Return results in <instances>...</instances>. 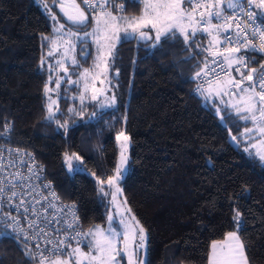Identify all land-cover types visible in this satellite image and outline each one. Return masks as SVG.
Segmentation results:
<instances>
[{
	"label": "trees",
	"instance_id": "trees-1",
	"mask_svg": "<svg viewBox=\"0 0 264 264\" xmlns=\"http://www.w3.org/2000/svg\"><path fill=\"white\" fill-rule=\"evenodd\" d=\"M116 3L124 4L129 17L143 10L141 0ZM53 13L55 24L71 26L52 0H0V132L11 123L9 143L36 155L62 199L77 206L86 231L107 224L111 197L98 193L97 177L114 174L116 137L123 131L130 149L122 192L148 232L147 264H208L211 243L237 230L233 207L242 213L238 234L251 264H264V164L251 147L256 133L241 135L253 124L197 91L195 71L208 54L189 48L182 37L122 39L107 72L114 105L103 111L94 101L81 105L77 90L63 86L57 118L68 122L65 130L44 119L43 89L53 78ZM197 37L202 45L210 39ZM76 59L85 67L94 61L80 52ZM65 152L83 157L87 170H68ZM0 264L32 262L20 244L0 235Z\"/></svg>",
	"mask_w": 264,
	"mask_h": 264
},
{
	"label": "snow or ice",
	"instance_id": "snow-or-ice-1",
	"mask_svg": "<svg viewBox=\"0 0 264 264\" xmlns=\"http://www.w3.org/2000/svg\"><path fill=\"white\" fill-rule=\"evenodd\" d=\"M52 2L58 4L67 21H70L72 25L91 26L90 15L94 22L92 30L84 31L83 36L90 38L96 45L97 54L93 67L96 70L102 69V71L91 75L90 69L85 68L83 73H80V77L84 81L83 91L79 95L81 105L84 104L86 98L96 101L106 95L104 89L96 88L95 81L101 74H107L110 63L115 60L117 44L122 39L127 41L137 35L141 39H151L153 37L143 29L155 30L154 40L156 42H159L162 37L165 40L182 37L183 42L189 48H197L207 53L208 55L200 61L194 79L209 76H214V79H206L204 83L207 84V88L201 84L197 91L201 95L214 93L221 98L235 97V102L230 103V107L234 109L240 120L250 121L253 124L252 128L245 127L241 135L251 138V134L256 133L264 137V63L256 62L257 66H250L251 52L264 53V0H141L143 3L142 12L131 17L123 15L125 6L123 3L117 4L116 0H81V3L90 10L89 12L81 8L76 0H71L70 3H67L66 0H52ZM44 7L48 8L47 3H44ZM114 8L118 10L117 13H114ZM52 19L57 20L54 13ZM257 22L262 26L257 27ZM64 29L65 25L61 23L56 31L64 32ZM121 33H123V37ZM197 33L207 34V37H210L207 45H202L199 42ZM66 35L76 37L81 45L87 43L80 37L79 32H72L69 29ZM45 39L48 38L45 37ZM59 39L63 42L64 57L67 58L69 52H74L75 44L71 39L63 40V37ZM256 39L259 40L258 44L254 43ZM59 47L60 44L57 40H52V50L48 52V55L52 56L53 50ZM242 50L245 52L243 56L239 55ZM81 52L85 58L90 56L86 47H82ZM71 62L73 65L79 63L74 55L71 57ZM41 63L43 64L44 61L42 60ZM56 63L60 70L64 73L68 72V67L64 65L63 60ZM213 65L220 68L224 73L223 77L217 73L216 67ZM49 69H51V65H49ZM227 69H233L238 73L239 78L234 77L232 72ZM61 79H56L54 88L49 87L51 77H49V83L45 84L43 92L46 97V115L44 119L54 122L59 128L66 130L68 122L62 123L57 118V113H60ZM70 82L77 83L76 81ZM100 82L104 83L103 80ZM53 92H56V98L51 95ZM89 92L90 97H86L85 93ZM115 99L113 94L110 101L106 102L107 106L114 105ZM100 106L105 107V103H101ZM68 111L75 110L69 108ZM76 114L79 115V113ZM3 127L5 131L0 132V135L10 136L11 123H5ZM116 139L121 141L120 162L115 167L113 175L103 179L97 177V180L98 193L102 198L110 196V202L119 213L120 219L117 227L122 226V231L111 226L114 220L111 215L108 216L110 226L107 230L96 225L84 231L80 225L75 203L63 204L58 211L64 212V216L67 217L64 220L67 227L65 229L56 228L51 233V235H55L63 231V238L57 236L55 243L51 239H45L43 248L40 243H36L35 252L26 243L29 240L39 241L41 237H49L50 233L46 231V228L50 226L51 221H47V218H45L44 227L38 225L37 221L40 217L37 216L36 220L28 223L30 231L25 232L24 229H19L24 233L22 240L25 242L24 247L28 249L27 254L30 259L37 261V264H122L124 257L127 258V264H147L148 232L135 215L131 214V208L125 207L121 211V205L117 201V196L122 192L119 182L124 179L127 172L130 137L121 131ZM232 139L236 140V137L233 136ZM251 147L256 149L255 155L264 161V138L252 144ZM11 151L21 153L22 150L9 149V152ZM245 151L248 149L246 148ZM0 159L3 157L0 156ZM64 160L70 171L84 172L87 170L83 157L76 152L70 154L65 152ZM73 161L76 162L75 169ZM16 163L15 160H11L8 164H0V171H4ZM19 163L25 164V161L20 160ZM42 171L43 166L33 156L31 164L27 166V172L31 174L27 179L33 177L40 179ZM91 175L94 176L95 173H91ZM23 179H25L24 174L20 171L5 175L3 180L6 183H0V201L7 199L8 202L14 203L19 200V204L16 205L19 208L26 204V196H32L36 204H40L43 200L48 202L47 208L56 207L53 201H59L60 197L51 188L50 182L44 183L40 190H38L39 186L28 184L27 190H25V185L17 182ZM17 188L20 191H17ZM43 190H47L48 195H43ZM37 195L40 196V199H36ZM239 195L242 196L243 193ZM123 203L126 206L127 200L124 199ZM2 206L0 204V207ZM30 207L33 206L29 204V207H25L24 212H28ZM233 213V221L236 223L237 230L229 231L223 240L211 243L208 264H251L247 247L238 234V229L242 226V213L236 207H233ZM5 218L12 220L14 230L18 227L20 221L17 220V217L11 216V213H3L0 215V223H4ZM56 223H60V220H56ZM16 238L21 239L20 236ZM48 245H52V247L49 248ZM85 247L88 251L83 250Z\"/></svg>",
	"mask_w": 264,
	"mask_h": 264
},
{
	"label": "built area",
	"instance_id": "built-area-1",
	"mask_svg": "<svg viewBox=\"0 0 264 264\" xmlns=\"http://www.w3.org/2000/svg\"><path fill=\"white\" fill-rule=\"evenodd\" d=\"M84 9L86 12L90 11L85 6H84ZM90 17H92V16L90 15ZM214 22H217V21H214ZM256 26L261 27L262 25L259 22H257ZM254 43L258 44L259 40L256 39L254 41ZM220 47L222 48L223 46H220ZM239 55L243 56V55H245V52L242 50ZM250 55L252 57V61L250 64H252L253 62H256L258 56L261 55L264 57V53H260L259 51L251 52ZM217 59H219V58H217ZM209 60H211V58ZM213 67H216V66L213 65ZM227 70L231 71V72L234 71L233 69H227ZM216 71H217V73H219L221 75V77L224 76V73L221 72L219 67H216ZM206 79H214V76L201 77L200 79H197V85L200 86L201 84H204V87L207 88V84L204 83ZM9 149H11V150L20 149L22 151H21V153H16L15 151L9 152ZM28 154H31V155H28ZM0 156L3 157V159H0V164H8V162L11 160H15L17 162L15 165L6 168L4 171H0V183H6L3 180V177L5 175H7L9 173H15L17 171H20L24 174L25 179L18 180L17 182L20 184H24L25 190H27L28 184H31L33 186H39L38 190H40V189H42V186L44 183L50 182L51 188L60 197L59 201H55V200L53 201V203L56 205L55 208H47L48 202L43 201V200H41L40 204H36L35 201L32 199V196H26L25 197L26 204L24 206L19 207V208L16 207V205L19 204V200H16L14 203L8 202L7 199H5L4 201H0V204L3 205L2 207H0V215H2L3 213H11V216L17 217V220L20 221L18 227L14 230L12 227V223H13L12 220L10 218H5V222L0 223V235H4V236L14 240L18 244H20L27 253L28 249H26L24 247L25 242L22 240L24 233L20 232L19 229L22 228L25 230V232L30 231L28 229V223L32 220H36L37 216H39L40 219L37 221V223L40 227H44V225L46 223L45 218H47V221H51L50 226L46 228V231H48L50 233V235L47 238L41 237L39 241H36V240L27 241L26 243L28 244L29 248L32 249L33 252L36 251V249H35L36 243H40L41 248H43L45 239H51L53 241V243H55L57 236H60V238H63V231L56 233L55 235H51V233L56 228L65 229L67 227V225L64 223V220H66L67 217L64 216V212L58 211V209L61 208L63 204H72V203L67 202V201L62 199V197L60 196V194H59L58 190L56 189L54 183L48 177L47 171H46V168L44 167V165L38 160V158L36 157V155L34 153H32L30 151L23 150L17 146L11 145L8 141L7 136H2V135H0ZM33 156H34L35 160L40 165L43 166V171L41 172L40 179H36L34 177L32 179H27V177H29L31 175L30 173L27 172V166L31 164ZM20 160L25 161V164H20L19 163ZM17 191H20V189L17 188ZM42 194L48 195V191L43 190ZM33 195H36V194L33 193ZM36 199H40V196L37 195ZM29 204H31L33 207H30L28 212H24V208L29 207ZM76 210H77V215L79 216L77 206H76ZM21 214H23V215H21ZM54 217H55V219H54ZM62 217L64 219H61ZM56 220H60V223H56ZM79 221H80V225L82 226L80 216H79ZM82 230H83V227H82ZM69 231H71V230H69ZM17 236H20L21 239H17L16 238ZM48 247L51 248L52 245H48ZM28 257H29V255H28ZM30 260H31L32 264H37V261H35L33 259H30Z\"/></svg>",
	"mask_w": 264,
	"mask_h": 264
},
{
	"label": "rangeland",
	"instance_id": "rangeland-1",
	"mask_svg": "<svg viewBox=\"0 0 264 264\" xmlns=\"http://www.w3.org/2000/svg\"><path fill=\"white\" fill-rule=\"evenodd\" d=\"M76 3L80 4V2L78 0H76ZM80 7L82 8L81 4H80ZM50 19H51L53 32L56 34V39L55 40H57L58 44H60V47L58 49H56V50H53L54 54L52 56H50L51 60H52V68H51V70H52L53 78H52V85H50L49 87H53L54 88L56 79L57 78H62L61 79V87L59 89V93H60L61 88L63 86H67L66 89H70L71 87H74L77 90V92H78L76 97H77V100L79 101V95L83 91V85H84V81L81 79L80 73H83L85 68L90 69V74L91 75H94L97 71H102V69L101 70L94 69V67H93L94 61H93L92 65H90L89 67H85L83 65H80L79 63L77 65H73L72 62H71V57L73 55L76 57L77 52H80V56L83 59H85V57L82 55V52H81L82 47H86L87 50L90 53V56H93V59H95V56L97 54L96 45L91 41L90 38H87V37L83 36V32L84 31H89L90 32L92 30V27L94 26V22L92 21L91 26H88L86 29L85 28L84 29H80L81 26H76V25H72L71 24L72 28H74V29H72L71 26H70V27H65L64 32H57L56 28L61 23L55 24V20H53L52 17ZM69 29H71L72 32H79L80 33V37L87 41L86 45H81V43L77 40L76 37H69L68 35H66V33L68 32ZM143 30L145 32H149V35L151 37H153V38L145 40V39H141L137 35V36H135L136 39H138L141 42H153V41H155L154 40L155 30H149V29H143ZM121 36L123 37V33H121ZM60 37H63V40L71 39L73 41V43L75 44L74 52H69L67 58L64 57V45H63V42L59 39ZM50 50H52V49H50ZM59 60H63L64 65L66 67H68V72L67 73H64L62 70H60L58 68L56 62L59 61ZM101 80L104 81L103 84H101V82H100ZM70 81H76L77 83H71ZM95 86L98 89H104L105 93H106V95L101 96L99 100L94 101V102H96V110L103 111V110H106V109L110 108L109 106H107V103H106L107 101H110V98L112 96L111 94H109L110 88H109V81H108V73L106 75L101 74L99 79H97L95 81ZM51 95L53 96V98H56V92L51 93ZM85 96L86 97H90V92L89 93H85ZM90 101H93V100H91L90 98H86L84 103H88ZM232 101L233 102L235 101L234 97H232ZM79 103H80V101H79ZM101 103H105V107H101L100 106ZM255 136L257 137V139L254 141V143H257L260 139L264 138V137H261L259 134H256ZM116 143H117V147H118V157H117V164H116V166H117L119 164V162H120V144H121V141L116 139ZM129 149H130V143H129L128 152H127L128 161H129ZM254 151L256 152V149H254ZM262 163L264 164V161H262ZM126 167H127V171H128V163H127ZM126 174H127V172H126ZM126 174L124 175V177L126 176ZM121 182H122V180L119 182V186L122 189ZM117 201L121 205V208H120L121 211H123V209L125 207H128V205L125 206L124 203H123V201H124L123 192H121L117 196ZM111 207H112V210H111V213L109 214V216L111 215V216L114 217V220H113L111 226L112 227H116L118 231H122V226L117 227V225L119 223V219H120L119 213H118L116 207L112 203H111ZM109 226H110L109 225V221L107 219L106 226L105 227H101V228L107 230L109 228ZM83 250L84 251H88V249L86 247ZM122 256H123V254H122ZM123 260L125 261V264H127V258L124 257Z\"/></svg>",
	"mask_w": 264,
	"mask_h": 264
},
{
	"label": "crops",
	"instance_id": "crops-1",
	"mask_svg": "<svg viewBox=\"0 0 264 264\" xmlns=\"http://www.w3.org/2000/svg\"><path fill=\"white\" fill-rule=\"evenodd\" d=\"M232 75L234 76V77H237V78H239V76H238V73H236L235 71H233L232 72ZM247 83V82H246ZM208 98L210 99V100H217L219 103H221V104H226L227 106H229L230 107V103H232L233 101H232V97H229V96H225V97H223V98H221V97H219V96H216L214 93L213 94H209L208 95ZM235 98V97H234ZM236 99V98H235ZM225 102H229V103H225ZM235 102V101H234ZM233 102V103H234ZM231 108V107H230ZM232 109V108H231ZM234 110V109H233ZM252 127H253V125H252ZM209 253H210V251H209Z\"/></svg>",
	"mask_w": 264,
	"mask_h": 264
},
{
	"label": "water",
	"instance_id": "water-1",
	"mask_svg": "<svg viewBox=\"0 0 264 264\" xmlns=\"http://www.w3.org/2000/svg\"><path fill=\"white\" fill-rule=\"evenodd\" d=\"M67 1H69V2H71V0H67ZM58 11H59V13L67 20V18L64 16V13L60 10V8L58 7Z\"/></svg>",
	"mask_w": 264,
	"mask_h": 264
},
{
	"label": "flooded vegetation",
	"instance_id": "flooded-vegetation-1",
	"mask_svg": "<svg viewBox=\"0 0 264 264\" xmlns=\"http://www.w3.org/2000/svg\"><path fill=\"white\" fill-rule=\"evenodd\" d=\"M67 3H70L69 1L66 0Z\"/></svg>",
	"mask_w": 264,
	"mask_h": 264
}]
</instances>
